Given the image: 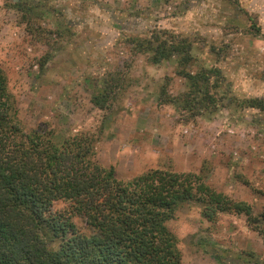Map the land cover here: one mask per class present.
Returning <instances> with one entry per match:
<instances>
[{
  "label": "rangeland",
  "instance_id": "obj_1",
  "mask_svg": "<svg viewBox=\"0 0 264 264\" xmlns=\"http://www.w3.org/2000/svg\"><path fill=\"white\" fill-rule=\"evenodd\" d=\"M19 2L0 0V66L27 129L50 130L55 142L88 136L118 180L200 174L264 213V110L245 103L264 100V0H31L24 13ZM162 32L191 45L188 71L220 72L213 114L191 117L171 101L187 91L176 58L153 64L132 44ZM167 226L182 264H264L243 214L210 223L190 203Z\"/></svg>",
  "mask_w": 264,
  "mask_h": 264
},
{
  "label": "trees",
  "instance_id": "obj_2",
  "mask_svg": "<svg viewBox=\"0 0 264 264\" xmlns=\"http://www.w3.org/2000/svg\"><path fill=\"white\" fill-rule=\"evenodd\" d=\"M19 1L17 10L28 11L31 0ZM160 34L132 44L153 64L176 58L187 91L171 101L191 117L213 114L220 72L188 71L191 45ZM245 103L264 110V100ZM56 201L66 207L52 211ZM190 203L210 223L219 213L243 214L264 243V213L216 193L200 174L156 169L118 180L113 167L98 162L88 136L55 142L50 130L27 129L0 66V264H182L167 223Z\"/></svg>",
  "mask_w": 264,
  "mask_h": 264
}]
</instances>
